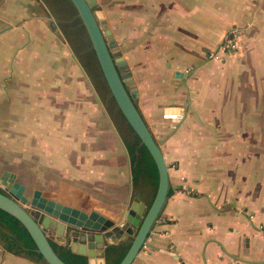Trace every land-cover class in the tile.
<instances>
[{
  "label": "crops",
  "instance_id": "obj_1",
  "mask_svg": "<svg viewBox=\"0 0 264 264\" xmlns=\"http://www.w3.org/2000/svg\"><path fill=\"white\" fill-rule=\"evenodd\" d=\"M101 1L95 8L103 10L132 72L138 89L134 101L159 142L171 189L131 264H264V232L259 228L264 222V176L256 174V160L264 158V125L261 129L257 124V118H264V0ZM33 9V0H0V29L11 25L0 34L12 30L15 35L7 43L13 54L8 50L0 62V103L8 102L13 113L8 145L14 163L32 159L33 151L24 128L26 112L11 110L12 101L26 106L34 85H57L37 99L46 142L50 120L56 118L58 150L65 156L70 149H87L78 155L87 157L89 166L100 164L97 158H111L98 175L80 178L108 182L112 178L103 173L108 171L122 178L118 155L108 145L118 143V136L112 127L97 131L93 88L81 77L67 83L61 74L59 89L52 65L32 63L31 51L42 49L47 32L44 15H33ZM229 30L235 32L237 48L217 50ZM31 42L36 44L32 49ZM216 50L219 57L208 56ZM170 106L179 107L181 116L167 115ZM98 140L106 143L100 152L92 146ZM67 142L71 144L65 146ZM82 142L88 147L81 148ZM105 189L108 198L111 191ZM135 199L146 206L150 201ZM131 238L119 239L109 255L98 249L81 255L87 264H113ZM50 241L59 252L71 250L69 242ZM6 242L0 238V264H47L8 250Z\"/></svg>",
  "mask_w": 264,
  "mask_h": 264
},
{
  "label": "rangeland",
  "instance_id": "obj_2",
  "mask_svg": "<svg viewBox=\"0 0 264 264\" xmlns=\"http://www.w3.org/2000/svg\"><path fill=\"white\" fill-rule=\"evenodd\" d=\"M100 2L103 3L101 0ZM44 3L46 4V7L43 5L42 0H33V15H48L51 17V19H49L51 20L50 22L54 23L55 26H59V31L57 33L53 29L55 27L54 25L51 26L49 24L47 26L48 29L46 28L47 32L44 33V44L42 49H34L31 51L33 60L32 63H34L35 66H37L36 63H38V66L41 63H44L45 66L46 64L50 66L52 65V71L54 73L52 78L55 79L56 83L58 81L57 77L59 78V89L62 87L63 81H61V79L63 74H65L67 83H73L76 78L81 77L85 79L87 86L93 88L94 95L91 90V99H94V97L98 98L96 100L97 112L95 120L97 131L100 133L112 127L114 133L118 136V143L114 144L111 142L108 145L112 150L115 151V154L118 155L117 162L119 166L120 164L122 165L123 174L121 175L122 178H117L118 175L116 176L115 172L108 171V174L103 172L107 177L112 178L110 179L111 181L103 183L100 180L86 181L85 179L80 178L81 176H93V173L98 175L101 173L99 172V169L101 168L103 170L104 165L110 161L111 158L108 160H106V158L102 160L97 158V162H100V164L97 163V165L89 166L87 157H79V152L87 151V149H75V151L72 152L70 149L68 152H66L69 154V156H65L64 151L58 150L61 146V143L57 140L59 135L57 136L56 118L50 120V129L47 133L48 141L46 142V134H42L41 131L42 120L40 114L42 111L37 99L41 98L42 96H46V90H48L49 94H51L52 90H56L58 86L54 85L42 88L38 83V86L35 87L34 85V87H32L33 94L31 95L33 99L30 96L26 106L20 104L18 100L12 101L11 103V110L16 108L15 110L21 111V113L26 112L27 127L24 128H26V131H28L27 136L30 140V146L33 151L30 155L32 159L25 161L23 158H21L17 163H14L12 156L14 151L10 150L8 145V140L10 138L9 130H11L10 126L12 125V121L9 120V118L12 117L13 113L10 112L8 102L2 101L0 103V180L4 171L15 172V179L18 182L25 184V190L23 191V194H25L29 199L33 189L40 188L42 190H46L48 193H52L64 199H69L70 197L71 199L75 198L79 201L84 200L85 203L90 202H88L89 200H86V198L84 199V197L87 196L88 199L92 197L93 199L103 203L104 207L107 206L110 208L111 206L110 210H114V208L119 207L120 203L124 202L126 197H129L130 201L137 200L135 198H144L149 200L152 196L153 189L149 182L141 178L136 184H132L130 171L128 172L129 180L126 178L127 174L125 173L124 168L128 163L127 161H129V154L126 150L128 144L127 139L135 138V136L125 117L118 108L115 100L113 99L107 85L105 84L100 67H97L96 65L93 66L94 64H97L96 57L86 31L81 26L82 23L76 14L75 8L69 0H65V8L61 14L60 12H57L56 6L52 0H44ZM102 7L106 8L105 5H102ZM76 30L78 33H76ZM8 31L9 32H4L5 34H0L4 35L0 38V62L3 60V55L9 50L7 49V43L12 39L13 36H15L14 34H11L12 30ZM34 45L36 44L31 42L28 47L30 48ZM234 48H237V41ZM30 49H32V47ZM9 51L12 53L13 49H10ZM18 55L16 57H18ZM239 59L240 57L237 59L235 58L236 61ZM8 66L11 67V64H8ZM38 78V75H34V82L35 80L37 81ZM17 83H20L18 79ZM41 91L45 92L43 93ZM66 93L69 92L66 91ZM53 96L54 95H50V97ZM2 98L5 97L2 96ZM135 100L138 101L137 98H135ZM144 113L145 116H147V113ZM147 120L150 121L148 116ZM257 121V124H262L258 125V127L263 129L264 118H257ZM65 122L68 121L65 119ZM79 125L80 119L77 121L76 128ZM68 136L72 138L73 134L70 133ZM41 143L45 145L43 147L44 150L40 149ZM70 144V142H67L65 143V146ZM78 145L81 148H86L88 147V142H82ZM105 145L106 143L104 140H98L95 144H92L93 148H98V152H100V150L103 149L102 146ZM57 146L59 147L57 148ZM112 152L113 151H111V153ZM100 155L101 157L104 156L102 153ZM74 162L79 166L77 167L73 165ZM91 162H94V160H91ZM113 162L115 161L113 160L112 163ZM257 162L258 165L256 174H262V176H264V158H260L259 161L257 159L256 164ZM106 187L108 188V191H111V196L108 198H106L104 193H102L103 190H106ZM25 205L27 207L28 203ZM93 206L94 203L89 204V207ZM259 228L264 232V222L259 224Z\"/></svg>",
  "mask_w": 264,
  "mask_h": 264
},
{
  "label": "water",
  "instance_id": "obj_3",
  "mask_svg": "<svg viewBox=\"0 0 264 264\" xmlns=\"http://www.w3.org/2000/svg\"><path fill=\"white\" fill-rule=\"evenodd\" d=\"M69 1L86 31L113 99L155 161L158 171L156 191L148 206L142 201H130L127 197L119 207L110 210L111 206L104 207L103 203L92 197H84L90 202L85 203L84 200L70 197L64 199L40 188L33 189L29 199L23 194L25 184L15 179L16 173L4 171L0 180L4 190H0V208L24 225L47 264H69L55 251L51 238L60 243L69 242L71 250L80 254H90V249H98L103 254L128 234L132 236L130 244L117 264H131L146 243L168 195V164L159 142L134 101L138 89L126 59L122 54L113 55L116 40L106 23L103 10L94 8L97 0ZM10 26L1 28L0 32ZM167 115L180 117V108L168 107ZM91 203H94L93 207H89Z\"/></svg>",
  "mask_w": 264,
  "mask_h": 264
},
{
  "label": "trees",
  "instance_id": "obj_4",
  "mask_svg": "<svg viewBox=\"0 0 264 264\" xmlns=\"http://www.w3.org/2000/svg\"><path fill=\"white\" fill-rule=\"evenodd\" d=\"M79 18V17H78ZM80 19V18H79ZM83 27V25L81 24ZM84 28V27H83ZM76 33L78 31L76 30ZM97 62V60H96ZM99 67V64H94L93 66ZM106 84V82H105ZM107 85V84H106ZM129 124V123H128ZM130 126V125H129ZM132 129V127L130 126ZM135 138L127 139V151L129 154V161L131 167V178L132 182L136 184L140 178H143L150 182L152 189V197L148 203H151L153 196L156 191L158 182V171L153 157L146 148V146L141 142L139 136L132 129ZM1 190V188H0ZM2 191V190H1ZM171 191L169 188L168 194ZM147 205V206H148ZM0 238L6 240V248L15 253H23L28 256H32L36 259H43L41 253L36 250L35 244L27 232L24 225L13 215L7 211L0 208ZM53 248L59 254V256L69 264H87L84 255L76 253L65 247L64 252H59L56 244L52 243ZM130 242L127 244L120 257L113 263L117 264L119 260L123 257L126 252ZM116 245L108 247V255L113 252Z\"/></svg>",
  "mask_w": 264,
  "mask_h": 264
},
{
  "label": "built area",
  "instance_id": "obj_5",
  "mask_svg": "<svg viewBox=\"0 0 264 264\" xmlns=\"http://www.w3.org/2000/svg\"><path fill=\"white\" fill-rule=\"evenodd\" d=\"M235 40H236V36H235L234 30L226 33V35L224 36V38L222 39V41L218 45L217 50L219 49V50H222L224 52L232 51L235 47V44H236ZM217 50L216 51H210L208 53V56L209 57H216V58L219 57Z\"/></svg>",
  "mask_w": 264,
  "mask_h": 264
},
{
  "label": "flooded vegetation",
  "instance_id": "obj_6",
  "mask_svg": "<svg viewBox=\"0 0 264 264\" xmlns=\"http://www.w3.org/2000/svg\"><path fill=\"white\" fill-rule=\"evenodd\" d=\"M52 2L55 4V6H56V10H57V12H60L61 14L63 13V9L65 8V0H52ZM42 3H43V5L46 7V4L44 3V0H42ZM44 16V21L46 22V28L48 29V25L50 24L51 26L52 25H54V23H52V22H50L51 20H49V19H51V17H49L48 15H46V14H43ZM52 23V24H51ZM55 26V25H54ZM57 33H58V31H59V26H55L54 28H53ZM115 47H116V49L117 50H115L114 52H113V55L114 56H116V55H119V54H121V49H119L116 45H115ZM114 47V48H115ZM112 49V48H111ZM0 188H1V190L2 191H4L3 190V188L0 186Z\"/></svg>",
  "mask_w": 264,
  "mask_h": 264
}]
</instances>
